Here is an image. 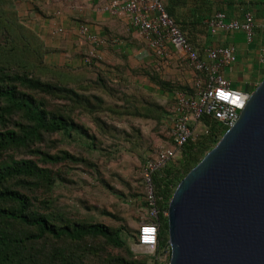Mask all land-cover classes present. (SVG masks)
Masks as SVG:
<instances>
[{
  "label": "trees",
  "instance_id": "16d2710c",
  "mask_svg": "<svg viewBox=\"0 0 264 264\" xmlns=\"http://www.w3.org/2000/svg\"><path fill=\"white\" fill-rule=\"evenodd\" d=\"M46 54L40 37L19 21L12 0H0V264H151L149 255H134L124 228L72 217L53 204V187L62 179L55 167L78 159L38 145L55 134H74L93 147L99 137L143 157L174 100L114 82L99 65H50ZM155 84L164 92H192L159 79ZM194 132L195 141L177 152L180 159L152 177L159 247L167 246L164 213L174 189L225 129L203 118Z\"/></svg>",
  "mask_w": 264,
  "mask_h": 264
},
{
  "label": "crops",
  "instance_id": "0c3cea01",
  "mask_svg": "<svg viewBox=\"0 0 264 264\" xmlns=\"http://www.w3.org/2000/svg\"><path fill=\"white\" fill-rule=\"evenodd\" d=\"M161 1L167 14L175 21L200 59L206 61V51L210 48L234 47L236 61L222 68L221 74L231 85L232 77L240 84L248 52L247 45L250 43L245 41L241 31H231L234 32L232 34L218 31L213 35L207 23L218 12L224 13L227 20L238 21H242L244 13L250 12L261 49L264 46V0ZM109 2L110 0H12L19 21L42 40L47 50L44 59L50 65L71 68L85 66L84 56L89 46L77 30L80 25H86L93 35L106 41L105 46L98 48L101 60L95 65H99L114 82L132 84L150 95L167 96L172 101L175 90H160L155 84L156 79L173 86L192 88L196 74L178 57L172 46L166 44L167 57L156 56L138 33L130 28L126 18L112 17L104 10ZM59 29L62 30L60 33ZM132 71L137 73L132 74ZM166 110V118L171 121L173 102ZM167 119L162 120L159 129H168V135L170 125Z\"/></svg>",
  "mask_w": 264,
  "mask_h": 264
},
{
  "label": "water",
  "instance_id": "95a60500",
  "mask_svg": "<svg viewBox=\"0 0 264 264\" xmlns=\"http://www.w3.org/2000/svg\"><path fill=\"white\" fill-rule=\"evenodd\" d=\"M243 99L168 201V264H264V77Z\"/></svg>",
  "mask_w": 264,
  "mask_h": 264
},
{
  "label": "built area",
  "instance_id": "2783aa9c",
  "mask_svg": "<svg viewBox=\"0 0 264 264\" xmlns=\"http://www.w3.org/2000/svg\"><path fill=\"white\" fill-rule=\"evenodd\" d=\"M104 10L112 17L126 18L130 28L138 33L156 56L167 57L166 44H170L178 57L196 74L191 93L182 90L173 92L174 110L168 134L169 143L159 146L153 157L144 163L142 170L146 216L136 228V243L151 257V264H168L169 246H158V228L155 222L157 199L152 177L169 165L185 144L195 141L197 134L194 130L203 118L217 121L225 131L231 128L239 117L237 102L243 96V106L250 93L233 89L221 74L222 68L236 61L234 47L210 48L206 51V61L200 59L165 11L161 0H110ZM207 25L211 34L218 31H241L247 43L254 40L255 25L250 12L243 14L242 21L227 20L224 13L218 12ZM61 31L59 29L58 33ZM77 32L89 46L84 56L85 65L97 64L101 60L98 48L105 46L106 41L93 35L86 25H80ZM258 61L263 69V78L264 46L259 50ZM164 216L167 217V212Z\"/></svg>",
  "mask_w": 264,
  "mask_h": 264
},
{
  "label": "rangeland",
  "instance_id": "374dc122",
  "mask_svg": "<svg viewBox=\"0 0 264 264\" xmlns=\"http://www.w3.org/2000/svg\"><path fill=\"white\" fill-rule=\"evenodd\" d=\"M232 33L234 32L229 34ZM247 46L241 82L236 83V78L232 77L231 87L251 93L263 75L262 66L258 61L261 44L255 36L254 41ZM77 121L91 126L86 118L80 117ZM90 130L93 132L91 127ZM167 133L168 129L165 128L151 133L149 149L143 157L113 146L99 137L93 147L90 142L78 135L73 134V138L52 135L38 145L41 150L50 154L66 151L78 159L76 163H64L55 167L60 170L62 179L56 181L53 187L51 194L53 204L72 217L93 218L95 222L106 226L124 228L134 255L148 256L136 243V228L146 216L142 170L144 163L153 157L157 148L168 143ZM20 158L37 161L35 156L14 157ZM179 159L180 154L177 153L172 162L176 163ZM38 163L42 165L39 161ZM116 253L113 251V254Z\"/></svg>",
  "mask_w": 264,
  "mask_h": 264
}]
</instances>
